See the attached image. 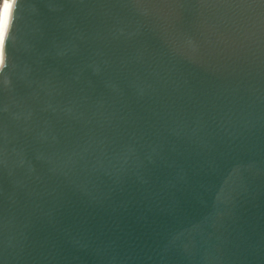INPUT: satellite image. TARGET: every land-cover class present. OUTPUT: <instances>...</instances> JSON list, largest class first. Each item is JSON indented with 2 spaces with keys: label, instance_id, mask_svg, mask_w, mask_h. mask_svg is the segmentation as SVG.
Here are the masks:
<instances>
[{
  "label": "water",
  "instance_id": "water-1",
  "mask_svg": "<svg viewBox=\"0 0 264 264\" xmlns=\"http://www.w3.org/2000/svg\"><path fill=\"white\" fill-rule=\"evenodd\" d=\"M0 70V264H264V0H17Z\"/></svg>",
  "mask_w": 264,
  "mask_h": 264
},
{
  "label": "clouds",
  "instance_id": "clouds-1",
  "mask_svg": "<svg viewBox=\"0 0 264 264\" xmlns=\"http://www.w3.org/2000/svg\"><path fill=\"white\" fill-rule=\"evenodd\" d=\"M17 4V0H0V15H2L3 21L8 27L12 18V13ZM4 42V36L0 39V56H3L2 47ZM3 68V63H0V70Z\"/></svg>",
  "mask_w": 264,
  "mask_h": 264
},
{
  "label": "snow or ice",
  "instance_id": "snow-or-ice-1",
  "mask_svg": "<svg viewBox=\"0 0 264 264\" xmlns=\"http://www.w3.org/2000/svg\"><path fill=\"white\" fill-rule=\"evenodd\" d=\"M7 29L5 22L3 21L2 15H0V39L4 36ZM0 63H3V56H0Z\"/></svg>",
  "mask_w": 264,
  "mask_h": 264
}]
</instances>
